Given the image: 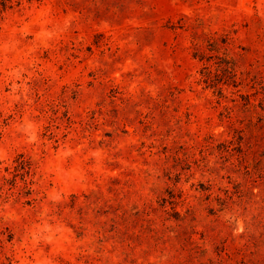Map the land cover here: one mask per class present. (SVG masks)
Segmentation results:
<instances>
[{
    "label": "rangeland",
    "instance_id": "rangeland-1",
    "mask_svg": "<svg viewBox=\"0 0 264 264\" xmlns=\"http://www.w3.org/2000/svg\"><path fill=\"white\" fill-rule=\"evenodd\" d=\"M0 264H264V0H0Z\"/></svg>",
    "mask_w": 264,
    "mask_h": 264
}]
</instances>
